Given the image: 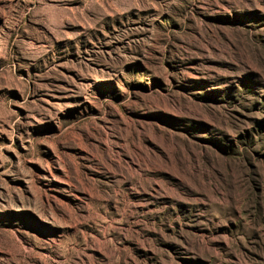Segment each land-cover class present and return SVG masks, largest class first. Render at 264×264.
I'll use <instances>...</instances> for the list:
<instances>
[{"label": "rangeland", "instance_id": "rangeland-1", "mask_svg": "<svg viewBox=\"0 0 264 264\" xmlns=\"http://www.w3.org/2000/svg\"><path fill=\"white\" fill-rule=\"evenodd\" d=\"M0 264H264V0H0Z\"/></svg>", "mask_w": 264, "mask_h": 264}]
</instances>
